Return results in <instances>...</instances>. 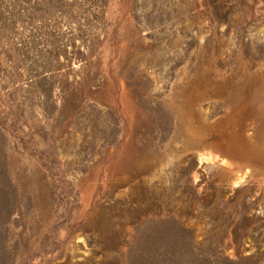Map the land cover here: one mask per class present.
I'll return each instance as SVG.
<instances>
[{
	"label": "rangeland",
	"instance_id": "1",
	"mask_svg": "<svg viewBox=\"0 0 264 264\" xmlns=\"http://www.w3.org/2000/svg\"><path fill=\"white\" fill-rule=\"evenodd\" d=\"M0 264H264V0H0Z\"/></svg>",
	"mask_w": 264,
	"mask_h": 264
}]
</instances>
